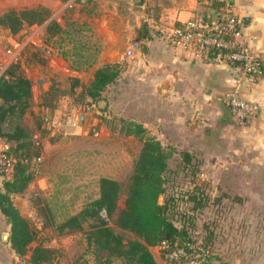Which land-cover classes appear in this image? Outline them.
Returning <instances> with one entry per match:
<instances>
[{"label": "rangeland", "instance_id": "rangeland-1", "mask_svg": "<svg viewBox=\"0 0 264 264\" xmlns=\"http://www.w3.org/2000/svg\"><path fill=\"white\" fill-rule=\"evenodd\" d=\"M54 1L60 0H0V15L11 8L38 7V3L50 8ZM75 12V9H70L62 19L57 17L68 23L67 31L53 38L46 34L45 23L35 27L34 24L26 25L17 33L0 27V40L4 46L17 42L23 45L17 61L32 81L33 96L22 121L43 145L40 158L36 157L29 163L34 172L32 182L24 192L13 194V201L21 213L40 228L39 204L47 199L58 204L68 201L70 210L79 209L98 195L100 176L108 175L125 182L141 149V142L133 135L100 132L99 128H93L98 126L96 124L83 131V126L78 124L80 112L87 111L86 115L91 120H94V112L100 123L105 125H108L106 118L112 120L116 114L96 106L90 108H95V111L89 110L85 106L87 103L78 101L70 92L73 77H79L82 83H86L93 76L94 70L85 67V57L93 60L98 54L93 33L87 27L69 25L77 15ZM81 24L83 22L79 21L77 25ZM172 46L184 55L181 47ZM142 47L143 43H140L131 48L132 54L126 49L118 59L123 66L118 83L125 86L123 90L126 93L134 83L128 69H133L136 54H142ZM33 52L38 55L34 56ZM42 70L60 81L57 84L59 92L51 105L44 102L45 90L49 92L57 82L46 81L44 90H41L38 78ZM81 87L82 84L77 89ZM59 107L63 111L60 119L63 125L53 132L48 121L52 123ZM66 112L73 113L74 124L67 121ZM205 126L200 139H186L171 132L160 138L172 152L165 171L166 196L175 198V208L180 210L177 222L181 224L182 215H194L191 232L209 246L210 264H264V165L259 170L251 157L243 161L238 143L225 132L228 125L216 121L213 126ZM186 151L192 155L190 161L185 157ZM4 178L1 175L2 183ZM193 190L209 194L207 206L193 208L194 202L188 197ZM218 196L222 201L215 205L214 199ZM125 197L126 192L123 191L119 199L121 206ZM44 242L60 249V264H96L92 254L82 255L86 240L81 232L58 233L53 227H43L31 246ZM151 250L159 255L157 245L151 246ZM159 261L164 264L160 258Z\"/></svg>", "mask_w": 264, "mask_h": 264}, {"label": "trees", "instance_id": "trees-1", "mask_svg": "<svg viewBox=\"0 0 264 264\" xmlns=\"http://www.w3.org/2000/svg\"><path fill=\"white\" fill-rule=\"evenodd\" d=\"M51 15L52 10L44 6L11 8L0 15V27L17 33L26 25L45 23L46 34L53 38L66 28ZM136 30L140 37L152 36L147 22ZM33 54L38 55L37 52ZM122 71L120 61L105 63L95 70L86 83H82L79 77H73L70 92L80 102L96 103L103 98L107 86L117 81ZM80 84L82 88L78 90ZM59 89V85L54 83L44 94L47 105H51ZM32 96L31 79L25 75L19 61L13 62L0 76V139L10 144L9 153L17 161L9 177L1 173L5 178L0 188V208L10 223L9 241L24 264H60L61 251L58 247L46 242L31 246V242L37 240L40 231L47 226L58 233L81 232L86 240L82 255L92 254L96 264H160L151 246L159 245L164 239L172 246L187 245L196 240L191 232L194 215H182L181 224H178L176 216L180 210L175 208V198L166 196L165 171L172 152L143 122L120 115H114L112 120L106 118V126L111 133L133 135L141 142L140 152L126 181L108 175L100 176L98 195L77 210H70L68 201L58 204L55 200L47 199L39 204L42 228L24 216L15 205L13 194L22 193L29 187L34 178L29 163L42 155L43 149L34 131L22 121L31 105ZM185 157L190 161L192 155L186 151ZM123 191L126 197L121 206L119 199ZM188 197L193 200V208L196 209L204 208L210 202L209 194L203 191L193 190ZM221 201L222 198L218 196L214 204L218 205ZM201 245L209 252L210 248L203 239Z\"/></svg>", "mask_w": 264, "mask_h": 264}, {"label": "crops", "instance_id": "crops-1", "mask_svg": "<svg viewBox=\"0 0 264 264\" xmlns=\"http://www.w3.org/2000/svg\"><path fill=\"white\" fill-rule=\"evenodd\" d=\"M230 1L244 20L252 47L264 60V0ZM196 7L197 0H60L50 6L51 18L63 27L68 23L58 18L75 9L77 15L69 25L84 26L93 33L98 54L93 60L85 57V67L92 68L93 75L99 66L110 62L115 48H120L124 55L126 49L140 43L146 46L141 55L136 54L133 69H128L134 81L129 92L123 90L125 86L118 83V78L107 86L102 99L85 105L89 110L95 111L90 108L96 106L105 112L134 117L159 138L171 132L186 139H200L205 124L213 126L220 121L228 125L225 132L238 143L243 161L251 157L260 170L264 165V70L241 84V94L257 102L260 109L256 115L240 121L223 100L230 87L226 70L217 64L191 61L166 41L167 30L178 20L188 18ZM79 21L83 24L77 25ZM143 22L150 26L151 37L138 35L136 28ZM56 112L52 123L48 121L53 132L63 125L61 107ZM86 113L79 114L78 124L83 131L95 124L100 125V132L110 131L94 112V120L88 119ZM66 114L67 121L74 124L73 113ZM82 114L84 121L80 123ZM2 184L0 174V188ZM5 232L10 235V223L0 208V264H24L9 236L4 237ZM155 257L159 261V255Z\"/></svg>", "mask_w": 264, "mask_h": 264}, {"label": "built area", "instance_id": "built-area-1", "mask_svg": "<svg viewBox=\"0 0 264 264\" xmlns=\"http://www.w3.org/2000/svg\"><path fill=\"white\" fill-rule=\"evenodd\" d=\"M166 41L181 47L191 61L217 64L226 70L230 87L223 100L238 120L245 121L258 113L259 104L245 98L240 88L247 78L263 72L264 60L252 47L244 20L230 0H197L191 15L167 30ZM22 47L19 42L4 46L0 40V76L18 60ZM127 52L132 54V49ZM9 148L10 144L0 139V174H10L16 164ZM201 241L196 238L187 245L172 246L164 239L157 245L159 257L164 264H210V253L203 249Z\"/></svg>", "mask_w": 264, "mask_h": 264}, {"label": "water", "instance_id": "water-1", "mask_svg": "<svg viewBox=\"0 0 264 264\" xmlns=\"http://www.w3.org/2000/svg\"><path fill=\"white\" fill-rule=\"evenodd\" d=\"M120 55H121V50H120V48H115V49L111 52V55H110L109 61H110V62H115L116 60L119 59ZM41 74H42V75L38 78V84H39V87H40L41 90H44V83H45L46 81H50V82H54V81H56V78H55L54 76H51V75H49V74H46V73L44 72V70L41 71ZM56 82H57V84H60V81H59V80L56 81ZM45 93L47 94V93H48V90H45ZM83 121H84V115L82 114V115L80 116V123H83ZM8 236H9V234H8L7 232H5V233H4V237L7 239Z\"/></svg>", "mask_w": 264, "mask_h": 264}]
</instances>
